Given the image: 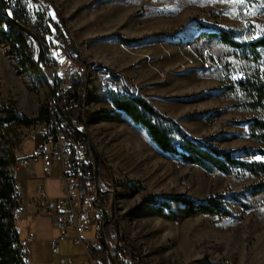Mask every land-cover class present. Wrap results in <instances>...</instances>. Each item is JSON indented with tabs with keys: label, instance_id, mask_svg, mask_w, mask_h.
Instances as JSON below:
<instances>
[{
	"label": "rangeland",
	"instance_id": "rangeland-1",
	"mask_svg": "<svg viewBox=\"0 0 264 264\" xmlns=\"http://www.w3.org/2000/svg\"><path fill=\"white\" fill-rule=\"evenodd\" d=\"M21 1L32 21L39 17L41 4L49 3V13H56L65 26L72 51L102 67L91 69L85 96L88 120L84 126L76 124L89 135L99 161L111 171L110 217H117L120 234L137 248L145 263L264 264V195L245 190L262 177L241 167L231 174L209 171L162 152L143 128L114 108L111 97L115 90L123 94L129 88L176 119L191 136L232 151L236 159L263 161L255 153L261 144L251 139L245 121L255 113L239 105L243 98L228 85L254 73L264 75V51L259 62L252 60L253 55L244 59L235 49L210 39L200 23L244 33L242 41L259 38L264 34V0ZM8 10V15L0 12V32L17 36ZM148 35L152 37L134 44L121 39ZM50 44L45 59L60 65L53 78L45 77L41 65L22 62L24 53L19 58L13 55L14 74L9 69L2 75L1 98L14 103L21 116L36 118L42 107L50 109L52 88L58 93V83L69 70L66 50L54 41ZM108 70L119 78L114 79ZM48 129L44 123L12 124L6 139H12L20 151L27 136L46 134ZM55 178L48 184L59 196L61 185ZM242 191L243 204L229 202L233 217H185L183 206L173 198L200 202L218 193ZM163 202L175 214L166 207L167 214H161ZM25 204L26 199L22 207Z\"/></svg>",
	"mask_w": 264,
	"mask_h": 264
},
{
	"label": "trees",
	"instance_id": "trees-1",
	"mask_svg": "<svg viewBox=\"0 0 264 264\" xmlns=\"http://www.w3.org/2000/svg\"><path fill=\"white\" fill-rule=\"evenodd\" d=\"M12 16L20 23L27 26L39 39L44 46L45 58L47 55L46 37L53 34L58 38H65V26L58 19L56 13L40 11L39 17L32 21L21 0L14 3L9 2ZM0 12L6 14V9L0 0ZM12 21V20H11ZM12 26L17 28L19 35H9L6 32H0L1 41L8 45V49L13 53L15 58L26 54L24 61H31L35 66L38 57V43L34 41L27 33L19 29L13 22ZM200 28L210 38L219 41L237 51L244 59H249L253 55V61L259 62L260 53L264 51V34L256 39L240 40L244 33L234 29H228L222 26H214L200 23ZM210 28L215 31L208 32ZM164 35V34H163ZM11 36L13 39H11ZM176 37L175 35H168ZM121 37V36H120ZM152 36H142L139 38L121 37L123 42L134 44L141 42ZM71 61L74 66L83 67V74L80 75L76 71L68 73V84L59 95V105L65 115L74 122L84 126L88 120L85 108L86 93L88 83L92 79L91 69L93 67L102 68L99 63L87 62L81 56L76 58L71 55ZM18 64V63H17ZM73 66V67H74ZM43 74L53 78L57 62L44 61L41 65ZM45 72V73H44ZM110 75L116 79L118 75L109 71ZM228 87L230 90H236L243 98L239 105L247 111L255 113L251 118L245 119L249 123V135L251 139L261 144L255 149V153L264 157V75L254 73L244 79L234 81ZM60 84L58 83L59 89ZM125 93L115 90L111 93L112 104L114 108L125 113L132 122L143 128L151 141L164 153L173 157H179L183 161L198 165L209 171H220L225 174H231L234 168L241 167L244 170L253 173L256 177L262 179L256 184L246 187L245 190L252 191L253 194L264 195V160L246 162L236 159L232 151L218 149L208 145L204 139L191 136L179 124V122L158 110L145 96L136 94L131 89H126ZM58 91V90H57ZM15 104H7L0 95V264H29L26 256H23L20 245V238L15 225L16 216L14 210L18 204L15 194L17 180L15 178L16 163L20 158V152L12 139H6L7 128L16 124L23 127H31L35 124L44 123L49 127L51 125L54 110L42 107L38 117L31 118L17 114ZM55 106V105H54ZM56 116L59 121L65 122L67 130L66 134L74 137L80 144L86 146L88 153L90 147L88 141L73 127L66 123V120L60 116L58 111ZM96 175V172H95ZM99 180L106 187L105 192L99 194V205L103 210L110 206L111 189L114 188V180L110 169L104 161H99ZM96 179L94 178V182ZM244 191L237 193H218L211 195L203 201L196 202L188 197H173L174 200L181 204L182 213L185 217H193L201 214L221 215L233 217L235 214L230 205V200H237L241 203V196ZM161 214L166 215L165 207L174 213L168 202H163ZM243 204V203H241ZM175 214V213H174ZM107 242L115 253L114 257L118 264H146L137 248L128 240L124 239L120 234L119 221L116 216L110 220L105 228ZM94 259L103 264H111L108 249L103 244L101 249L92 251Z\"/></svg>",
	"mask_w": 264,
	"mask_h": 264
},
{
	"label": "built area",
	"instance_id": "built-area-1",
	"mask_svg": "<svg viewBox=\"0 0 264 264\" xmlns=\"http://www.w3.org/2000/svg\"><path fill=\"white\" fill-rule=\"evenodd\" d=\"M15 1L16 0H8V2L13 3ZM40 8L41 11L49 12L51 6L49 3L45 5L41 4ZM51 41L63 46L71 62L69 70L65 73L64 78H61V82H59L60 87L57 89L58 93H56L57 104L59 102L60 93L68 84V73L76 71V73L82 75L83 67L80 65H73L71 55L76 58H80V56H78V53H75V51H72L71 40L67 35L62 39L53 34H49L46 37L47 53H49L50 47L52 46L50 44ZM46 59L44 61H47ZM53 60L54 59L50 60V62ZM56 62L57 70L60 65L58 61ZM56 112V106H54V116H52L51 125L45 134L44 141L41 145L37 146L35 150L18 159L16 170L42 162L46 168V175L50 176V167L56 163L62 165L66 187L65 196L59 203V211L57 213H54L51 209H46L45 211L46 214L55 216V224L60 231L59 236L51 242V250L53 253H56L58 251L59 242L66 240L68 238L69 229L73 228L78 232V235L73 238V241L74 243L84 246L88 257L87 264H103L94 259L92 251L94 249H101L104 244V238L106 237L105 228L107 225V218L104 216V210L99 205L98 199L100 192H105L107 189L106 187L104 188L105 185L101 183L99 178L97 179L95 175V161L93 156L88 153L86 146L80 144L76 138L66 134V124L65 122L59 121ZM94 178L96 179L95 182ZM39 192L43 198L46 197L43 192V187H39ZM15 194L19 206H17L14 211H17V214H19L25 198L22 195L18 183H16ZM91 226L94 227L95 235L91 244H87L81 237L79 231L81 228L88 230ZM20 245H22L23 256H28L26 241L20 242ZM111 253L115 255L112 249ZM68 263H74L72 256L68 257ZM61 264L65 263L61 262Z\"/></svg>",
	"mask_w": 264,
	"mask_h": 264
},
{
	"label": "crops",
	"instance_id": "crops-1",
	"mask_svg": "<svg viewBox=\"0 0 264 264\" xmlns=\"http://www.w3.org/2000/svg\"><path fill=\"white\" fill-rule=\"evenodd\" d=\"M11 67V68H10ZM14 67L13 54L0 38V80L4 82V73H12ZM39 130V129H38ZM46 132V131H45ZM45 132H36L27 136L20 147V157L36 149L44 141ZM31 143L28 147L27 144ZM51 175H46V168L42 162L31 164L26 168L15 171V178L20 185L26 204L16 215L15 225L21 241H26L27 260L29 264H87V254L82 244L74 243L73 238L78 235L76 229L70 228L68 238L60 241L58 251L53 253L51 242L60 234L55 224V216L45 213L46 209H51L54 213L59 211V203L65 196V179L61 164H54L50 167ZM60 182V194L57 196L48 184L53 177ZM39 187H43L45 198L39 192ZM80 235L87 244H91L94 239V227L90 229H80ZM72 256L74 263H68V257Z\"/></svg>",
	"mask_w": 264,
	"mask_h": 264
},
{
	"label": "water",
	"instance_id": "water-1",
	"mask_svg": "<svg viewBox=\"0 0 264 264\" xmlns=\"http://www.w3.org/2000/svg\"><path fill=\"white\" fill-rule=\"evenodd\" d=\"M1 2L3 3L7 15L8 13V8L9 7V2L8 0H1ZM10 19L12 20V22L19 28L21 29L23 32L27 33L30 37H32L34 39L35 42L38 43V57H37V64L40 66L41 63L45 60V53H44V47L42 45V43L39 41V39L37 38V36L27 27L24 26L22 23H20L14 16H9ZM45 77L46 74H45ZM52 94H53V98L55 99V101H57L56 99V89L52 88ZM56 110L58 111V113L60 114L61 117H63L66 120V123L69 124L71 127H73L76 131H78L85 139H87L89 141V145H90V151L92 153V156L94 158L95 161V172H96V176L97 179L99 178V158L97 155V152L95 150V148L93 147V144L90 140L89 135L80 127H78V125L76 124V122H74L71 118L67 117L64 113V111L62 110L61 106L57 103L56 104ZM104 216L107 218V223L112 220L113 216L110 217L109 211L108 210H104L103 211ZM104 245L106 246V248L108 249L109 252V256H110V262L111 264H118V262H116L114 255H112L111 253V248L107 242V238H104Z\"/></svg>",
	"mask_w": 264,
	"mask_h": 264
},
{
	"label": "bare ground",
	"instance_id": "bare-ground-1",
	"mask_svg": "<svg viewBox=\"0 0 264 264\" xmlns=\"http://www.w3.org/2000/svg\"><path fill=\"white\" fill-rule=\"evenodd\" d=\"M53 102H54V104H55V106H56V101H55V99L53 98ZM59 103V102H58ZM54 104L52 103V105L50 106V110L51 111H53L54 110ZM20 159V158H19ZM97 177V176H96ZM16 212V215H17V211H15ZM21 242H24V241H21ZM21 248H22V245H21Z\"/></svg>",
	"mask_w": 264,
	"mask_h": 264
},
{
	"label": "snow or ice",
	"instance_id": "snow-or-ice-1",
	"mask_svg": "<svg viewBox=\"0 0 264 264\" xmlns=\"http://www.w3.org/2000/svg\"><path fill=\"white\" fill-rule=\"evenodd\" d=\"M233 2H234V3H235V2H240V3H242L243 0H233Z\"/></svg>",
	"mask_w": 264,
	"mask_h": 264
}]
</instances>
